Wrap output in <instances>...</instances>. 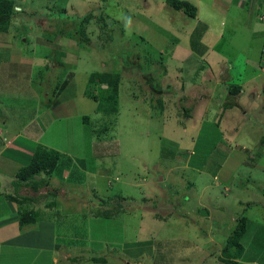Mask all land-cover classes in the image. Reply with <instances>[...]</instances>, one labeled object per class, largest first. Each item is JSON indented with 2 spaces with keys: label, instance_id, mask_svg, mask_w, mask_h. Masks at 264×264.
Masks as SVG:
<instances>
[{
  "label": "rangeland",
  "instance_id": "rangeland-1",
  "mask_svg": "<svg viewBox=\"0 0 264 264\" xmlns=\"http://www.w3.org/2000/svg\"><path fill=\"white\" fill-rule=\"evenodd\" d=\"M87 1L27 4L25 11L46 8L33 27L28 20L29 27L17 23L14 29L42 33L55 47L45 42L49 49H33L41 58L31 60L32 72L19 80L15 66L0 70V161L2 143L33 118L27 128L38 142L34 150H66L68 156L52 174L39 176L57 179L40 187V195L59 190L61 205L47 197V208L19 209L18 218L34 212L37 224L52 210L62 242L86 237L102 264H264V0L230 2L223 25L224 18L198 0H183L197 7L194 19L172 0ZM198 26L207 28L197 38L212 52L203 59L209 72L183 86L179 73L186 71L172 58H180L175 50ZM65 34L68 39L58 42ZM160 35L180 44L163 49ZM226 77L233 79L226 92L240 88V101L225 98L220 86L213 89ZM227 101L232 109H225ZM44 116L58 120L44 130ZM71 211L84 219L67 224ZM243 218L242 251L228 252Z\"/></svg>",
  "mask_w": 264,
  "mask_h": 264
},
{
  "label": "crops",
  "instance_id": "crops-1",
  "mask_svg": "<svg viewBox=\"0 0 264 264\" xmlns=\"http://www.w3.org/2000/svg\"><path fill=\"white\" fill-rule=\"evenodd\" d=\"M13 1L15 2L17 12H20L18 13L20 16L17 15L12 20L9 26V29L7 31H0V62L1 63L4 62L2 64L0 63V70L2 69V67H5L6 65L10 67L15 66L16 67L15 70L17 71L18 80H19V77H24L23 74H25V72L26 74H27V71L32 72L30 70L31 68L28 67L30 63L33 65V62L31 60L35 62V60L38 61L40 60L39 58H41L39 56L40 54H36L37 52H34L35 50L34 51L32 50L37 49V48L38 49H43V48L49 49V47L47 48V46H45V42L50 43L54 47H55V43L52 41L51 38L48 39L47 38L48 36L47 37L43 36L42 33H37L35 34V36H33L31 34L30 35L25 34V31L23 32V31L16 29L17 28L16 25H18L17 23H19V26L26 25L24 28L29 27V24H27L26 22L28 20H31L29 22H32L30 25L33 27V23H34L33 18L35 16L37 17L40 11L44 10V7L46 8V6L44 7L41 6V10L40 11L37 10V12H34L31 9L25 11L24 7L27 4L30 5V8L32 7L31 4H33V2H38V3L48 6L49 3H51V0H13ZM52 1H54V3H58V1L60 2L63 1L64 5L73 4L72 3L73 0H69V1L68 0H52ZM83 1H87V0H83ZM198 1L203 4L204 3L208 4L209 5L208 9L214 10L213 17H215L217 14L220 17L224 18L221 25L224 24L225 19L228 16L227 15L226 17H224V15H226L227 13L229 14V11L232 7L230 2L236 3V4H237V1L239 2V0H198ZM23 11L26 12L24 13L25 17L22 16ZM14 26H16L15 29H14ZM206 26L208 27L207 23H206ZM199 27L200 26H198L195 30L188 32L187 34L188 40H187L186 45L183 44L184 47L181 46L175 50L177 52V55H179L180 58H178V60H176L177 57L172 58L176 62L179 61L182 67H184L186 73L184 74L183 72H181V74L179 73V75H180V79L181 80L183 79L182 81L185 83L189 81L194 83V80L197 77H200V78L204 76L206 77V75L209 72L208 67L207 69H204L203 62H206L204 60H206L207 54L210 53V51L206 49V47L201 43L202 40L200 38L199 39L197 38V35L199 34V32H201L203 36L207 28H203V27L199 28ZM20 34H25L27 36V38H24L22 40V42H20L18 39V36ZM164 35L166 36L167 34H164ZM164 35L159 36V37L163 36L161 41L158 40L163 49H167L169 51V49L173 46V44L174 45L180 44L179 42L178 43L174 42L172 44V42L169 41L167 38H165ZM32 36L34 37L33 39H32ZM67 36H70V35L69 34L62 35L61 39L58 38V42H62L64 39H68ZM41 38L43 39L46 38L48 40L44 39V42H41ZM34 40H36V43L34 42ZM66 41L67 40H65L64 42L65 44H63L64 49L65 47H67ZM55 51H57L58 54L60 53L61 58L63 59L65 58L64 56L65 53H63L62 51H58V50H55ZM167 55L169 54H166V57H168ZM162 56L163 58L165 57L163 54ZM67 58H65L67 61L70 60V57L68 59ZM23 59L24 61H22ZM190 59H192L191 67L187 65V62ZM247 63H248V66L253 64L251 60H247L246 64ZM35 70H38L37 67H35ZM191 70L193 71V73H191L192 72ZM236 70L238 71L237 67H236ZM33 79L34 78L32 77V80L30 83H33L34 85ZM197 80H200V79H197ZM232 80H233L232 78H228V77H226L225 79H222L220 81L221 83H219V80H217L215 81L213 89H216L217 87L220 86V88L223 89V91H225L224 93H228V95L225 98L227 99L233 98V99L240 101L241 96H242L240 93L241 91L239 92L238 95L234 97H232L230 94L233 88L230 91L226 92L227 89H229L230 85L232 84ZM8 83L9 82H7V84ZM4 84L5 83L0 80V85H4ZM1 87L2 86H0V88ZM2 92H4V90L0 89V95H3ZM17 92L18 91H16V93ZM211 92L214 93V95L218 93L217 91H214V90L213 91L211 90ZM29 93H28L29 94L28 98L34 99V97L31 96L32 93L34 95L36 94L34 92V89L30 91ZM22 95L25 96L24 91H22ZM25 98H23L24 99L23 101H26L28 99L26 98L25 100ZM0 99H1V96H0ZM230 104H234V103L228 102V104L224 106L225 109L226 108L227 110L232 109L230 107ZM5 107L6 106L3 105V109L5 111L4 115H7L8 113ZM219 109L223 110L222 108H219ZM25 114H26L25 112H22L23 116ZM79 116H81V114H79ZM11 117L13 116L12 115L9 116V118ZM47 118L45 119V116L43 117V119H45L42 121V125H44V130H46L45 127L51 126L53 122L58 120L56 118H48V119ZM34 120L35 119L33 118L27 124L24 125L22 123L20 126L15 127L16 134L19 133V131H21L22 133L19 135L14 134L15 136H13V138L10 141L5 142V144L2 143L1 145L2 149H4L5 156H4V161H0V264H3V263L4 264H35L36 262H34V260H39V258H41V262L36 263V264H97L95 262L88 261V260H92L93 258L97 256H94L91 253L92 251L91 248H94V246L87 241L86 237L84 241L82 242L78 238H70L69 236L71 235H69L65 237V239L68 242H62L63 237H60V235L58 234V230L56 229V226H55L56 223L54 222V218L52 217L53 216L52 210L51 211L48 210V212L52 216L45 219V221H39V223L34 224V225L18 227L20 224V221H19L20 219L18 218L19 209L47 208L48 203L45 200V198L47 197H52V199L50 198L52 201L55 200V203H51L52 201L48 200L49 203L55 204V205L57 204L61 205L60 202H58L59 199L61 198V197L59 198V194H60L59 190H55L53 192L48 191V195L46 197L44 195V198L33 201V199L39 198V197H38V194L35 193V191L29 188L30 183L29 184L23 183V185H19L18 188L14 186L15 182L17 181L16 174L19 169L16 171L15 174L9 175L10 174L9 170H12L13 168L15 169L20 168V167L22 168L28 165L32 159V156H33L32 154H34L35 152L34 145H37L35 143H38V142L35 139H33L34 131L29 132L28 131L29 128L27 127ZM44 130L41 132L42 134ZM8 132L9 131L6 128V130L4 131V134H2L1 137H5L6 133ZM40 140H42V137ZM48 146L49 148H52L50 145ZM54 150L57 151V149H54ZM58 152H60L62 156L61 159L68 157L65 154L66 150H58ZM76 157H80V156L77 155ZM14 164L16 165L14 166ZM81 165L85 166V162ZM84 173L86 174V171H84ZM51 180L56 181L57 179L56 180L51 179ZM51 180L49 182V185H51ZM86 183L84 185H86ZM39 195H40V192H39ZM9 196H13L17 200L11 201L8 199ZM23 198H27V199L24 200ZM2 208H7L8 211L3 212ZM71 212L72 214L70 213L69 215H67V218L69 219V223L67 224L69 225L76 224V221L84 219L82 215H79L78 213L74 215L73 213L75 212L74 211H71ZM46 215H47V212L44 211V214L43 216H41V218L45 217ZM51 228L55 229V233H56L55 235L51 234L50 232ZM57 228H58V225H57ZM50 241L53 244L51 247L48 246V244H50ZM42 245L44 247H42ZM62 248L64 249V251ZM65 249L67 250L66 253H65ZM36 255L37 256L40 255L39 258L38 257L36 258ZM60 255L62 256V260H63L62 262L59 260ZM63 257L65 258V260L63 259ZM75 259L77 260L76 262H74ZM210 260H216V259L213 258Z\"/></svg>",
  "mask_w": 264,
  "mask_h": 264
},
{
  "label": "trees",
  "instance_id": "trees-1",
  "mask_svg": "<svg viewBox=\"0 0 264 264\" xmlns=\"http://www.w3.org/2000/svg\"><path fill=\"white\" fill-rule=\"evenodd\" d=\"M173 2L171 5H174L177 11L182 10L184 14L189 16L191 19L196 18V12L197 7L194 6L191 3L183 2V0H172ZM169 3L171 1H168ZM18 15V12L16 10L15 2L13 0H0V31H7L9 29V26L12 22V20ZM87 19L81 25H84L86 23ZM185 82H183V86H185ZM111 89V88H110ZM114 94L117 95V87L114 89ZM240 92V88H234L230 92L231 96L234 97L238 95ZM182 101L187 100L186 97L181 98ZM232 104H230V107ZM186 114H190V110L185 108L184 109ZM85 121H87V118H84ZM61 154L52 149H44L43 147L38 146L37 149H35V152L32 156V159L30 163L20 170H18L16 174L17 181L15 182V187H19V185H23V183L30 184V187L35 193L38 194L39 198L33 199V201L39 200L44 198V196L39 195L40 187H45L46 185H49V181L46 180H39V176L43 173L46 174H52L57 165L58 160L60 159ZM37 180H39L37 182ZM29 186V185H28ZM11 201H16L17 199L13 196L8 197ZM26 200L27 198H23ZM37 215L34 212H22L20 215V226L25 227L28 225H34L36 224ZM247 219L243 218L242 222L238 224L236 229L234 230L231 241L227 244L226 249L228 252H232L233 247H238L242 251V245L240 244L241 239L246 232L247 229L246 225ZM232 254V253H231ZM77 260L75 259L74 262ZM90 262L95 263H104V259L100 258H93L92 260H88Z\"/></svg>",
  "mask_w": 264,
  "mask_h": 264
},
{
  "label": "water",
  "instance_id": "water-1",
  "mask_svg": "<svg viewBox=\"0 0 264 264\" xmlns=\"http://www.w3.org/2000/svg\"><path fill=\"white\" fill-rule=\"evenodd\" d=\"M204 216H208V213L205 211V210H203V213H202Z\"/></svg>",
  "mask_w": 264,
  "mask_h": 264
},
{
  "label": "clouds",
  "instance_id": "clouds-1",
  "mask_svg": "<svg viewBox=\"0 0 264 264\" xmlns=\"http://www.w3.org/2000/svg\"><path fill=\"white\" fill-rule=\"evenodd\" d=\"M257 5H259V3Z\"/></svg>",
  "mask_w": 264,
  "mask_h": 264
},
{
  "label": "built area",
  "instance_id": "built-area-1",
  "mask_svg": "<svg viewBox=\"0 0 264 264\" xmlns=\"http://www.w3.org/2000/svg\"><path fill=\"white\" fill-rule=\"evenodd\" d=\"M263 52H264V50H263Z\"/></svg>",
  "mask_w": 264,
  "mask_h": 264
}]
</instances>
